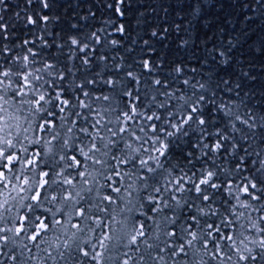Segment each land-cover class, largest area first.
Masks as SVG:
<instances>
[{"label": "snow or ice", "instance_id": "obj_1", "mask_svg": "<svg viewBox=\"0 0 264 264\" xmlns=\"http://www.w3.org/2000/svg\"><path fill=\"white\" fill-rule=\"evenodd\" d=\"M0 264H264V0H0Z\"/></svg>", "mask_w": 264, "mask_h": 264}]
</instances>
